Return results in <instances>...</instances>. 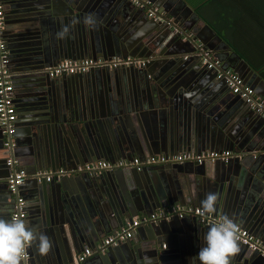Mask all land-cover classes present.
Returning <instances> with one entry per match:
<instances>
[{
    "label": "water",
    "instance_id": "95a60500",
    "mask_svg": "<svg viewBox=\"0 0 264 264\" xmlns=\"http://www.w3.org/2000/svg\"><path fill=\"white\" fill-rule=\"evenodd\" d=\"M151 1V6L136 8L128 0H3L5 6L2 36L7 43L10 55L9 66L14 73L11 76L13 91L17 92L22 85L30 89L34 81L41 77L42 72L47 74L46 68L55 66L56 62L63 59L79 60L112 55L123 57L140 55L141 57V53H146L143 55L144 66L116 69L132 70L136 72L137 76L142 75L146 88L150 89L151 87L152 89V95H147V100H155V107L164 112L168 111L170 115V140L167 141L164 148L148 152V150L138 149L135 141L137 136L140 140L146 137L151 142L153 135L148 130L145 133L136 134L126 124L125 118L121 117L112 119L107 129H101L99 121L86 120L79 116L75 104L76 93L70 90V95H68L65 90L62 91L57 86L60 80V82L70 85V89L72 87L74 91L79 90L78 83L88 85L98 79L91 73L92 70L82 75L60 76L61 79L52 80L53 85L49 83L48 86L46 83L45 90L40 92L31 90L26 104L17 106V123L12 135L14 147L11 153L3 146L4 138L0 132V182H3L6 177L8 178L14 169L6 164L7 159L12 156L17 161V167L26 173V178L18 187L17 192L26 187L28 181H32L31 196L38 199L40 205L45 203L48 198L55 200L48 204L49 209L48 207L44 208L43 219L32 221V228L45 233L50 242L57 239L59 233L62 232V223H65L70 230V237L75 247L88 245L94 248L98 234L114 232L122 227L126 220H132L139 215H150L155 209L177 204L178 202L172 196L175 195L174 193L165 191L163 194H158L152 184L160 174L161 178L167 175L179 177L184 171L193 172L201 177L208 176L218 182L229 180L227 178L231 174V183L240 193L237 206L231 211L223 207L219 210L217 207L214 214H219V216L227 214L237 224L249 227V229L254 226L253 218L258 206L255 207L254 199L246 196V193L248 187L252 188V186L260 191L264 185V177H262L263 181L257 182L258 185L251 181V178L246 179L243 175L244 169L237 165L236 167L233 163L235 161L240 163L235 158L226 162L168 164L164 165L161 171H152L150 168L140 171L113 170L97 176L75 173L70 177H54L49 183L44 179L37 181L34 178L37 172L66 170L98 160L112 161L119 158L129 160L135 156L141 157L159 152L171 154L192 150L199 152L201 150L241 151L245 149V153L256 151L252 157L256 159L255 157L258 155V162L264 160V117L259 114L252 117L255 111L250 107V113H247L248 117L245 118V130L239 129V124L234 126L233 123H227L224 126L225 135L221 137L210 129L209 121L218 122L213 113L218 111L222 104L228 100L226 91L229 88L225 79L217 77L220 69L208 68V64H211L212 59L225 61L226 66L225 68L221 67L222 69L231 68L238 76L246 79L245 82L253 78L255 87L258 85L257 90L264 88V81L236 53H229L228 51L231 49L185 3H182L183 9H176V14L169 12L174 20L163 18L156 21L147 17L148 11L157 9V15L162 11L168 12V7L163 4L162 0ZM128 12H133L135 21L127 19ZM16 14L18 15L15 18L13 15ZM89 14L95 20L93 25L84 23V17ZM184 21H186L185 24H182ZM12 24L14 25L13 29L18 31L16 36H12L8 32V26ZM195 24L208 31L219 44L214 46L210 40L202 38L195 30L197 29ZM50 25L55 28L56 32V37L51 39L53 43L50 47L56 61L55 65L48 62L49 54L46 46L39 48L38 42L23 44L26 36L38 39L37 35L41 36V31L42 37L45 39ZM65 27L68 28V31L61 38L58 33ZM164 28L167 30L166 38L162 37ZM173 29L175 30L174 34L172 33ZM188 30L192 31L186 33ZM143 32L149 33L144 34ZM189 34L191 37H188ZM194 34L195 36H193ZM166 43L170 45V49L164 54L160 51L162 45ZM197 43H201L203 47L198 48ZM207 49L213 51L212 54L210 53V57L204 54ZM221 50H225L226 53ZM184 56L186 58L182 60ZM15 63L20 64V69L12 70V65ZM188 67L198 70L196 73L190 74L187 80L186 76L182 79L186 80L183 84L185 88L188 83L189 85L192 83L191 90H188L189 93H182L178 90V93H174L175 88L182 86L178 82L181 69L185 70ZM152 69L159 71L158 77L152 75ZM170 70H175L176 73L174 74L172 71L173 74H169ZM104 75L106 79H110L108 73ZM148 75L150 77L145 79L144 76L148 77ZM143 104L144 100L140 107ZM120 105L122 107L120 114L125 115V109L121 102ZM25 108L31 113L28 120V117L23 115V112L26 111ZM131 111H135V108H131ZM191 117H193L192 120H190ZM174 122L177 123L174 125ZM192 125L195 127L191 128ZM213 125L214 123H212ZM22 145L25 146L24 149L20 147ZM152 168L158 167L153 166ZM262 169L264 170V167ZM81 179L89 181L82 183L83 181H78ZM93 179L94 181H92ZM74 182L75 186L79 187V192L84 184L83 192L91 194L93 200L86 210L92 219L95 216L99 219L100 227L103 230L95 226L94 229L88 227L87 232L81 216L78 215L79 202L73 187ZM8 193L11 194L9 190ZM7 196L9 197H2L0 200L10 202L15 199L13 194ZM94 197L97 198V201ZM102 200L103 202H101ZM106 201L111 212L105 208ZM101 206L104 211L100 209ZM0 210H2L0 218L6 219L8 210L4 206ZM35 214L33 213L32 216L35 217ZM171 219L161 220L157 222V225L142 224L136 228L134 234L137 235L141 234V229L145 231L147 229L146 232L151 236L149 242L136 247L133 243V234L132 241L129 239L117 247H108L105 249L104 255H102L103 252L93 251L90 260L99 259L102 261L105 258L108 264H116L117 259L122 264L124 259H120V256L123 254L128 264H170V251L166 247L162 248V243L169 231H178L173 223H169L172 221ZM192 220L193 231L200 230L204 233L207 230V226L200 224L195 218ZM239 246V251L232 257L238 264H264V257L259 253L251 251L241 244ZM51 247L54 249L50 248L46 255L39 254L40 258H37L35 244L32 245L31 249L34 254L29 255L27 264L72 263L69 253H62L58 246L51 245ZM76 251L78 252L77 249ZM128 259L131 260V263Z\"/></svg>",
    "mask_w": 264,
    "mask_h": 264
},
{
    "label": "crops",
    "instance_id": "0c3cea01",
    "mask_svg": "<svg viewBox=\"0 0 264 264\" xmlns=\"http://www.w3.org/2000/svg\"><path fill=\"white\" fill-rule=\"evenodd\" d=\"M1 1H2V5H3V10H4L5 5H4L3 0H1ZM150 1L151 0H148L149 6H151ZM151 2H153V0ZM162 2L164 5H166L168 7V12L162 11L160 15H162L163 18H167L170 21H172V20H174V18L171 16L170 13L176 14V9L178 10L179 8L183 7L182 3H185L191 9H193V12H195L198 15V13L196 12V6L201 4L203 2V0H162ZM216 2H217L216 3L217 5L219 4V5H222L223 7L226 6V8L230 9V10H233L234 7L239 8L242 12V17L239 18L240 23L243 24V27L245 29L251 28L255 37H257V34H258L257 30L260 31L261 34H259V36L262 37L261 38L262 39V47L264 48V0H252V1L251 0H216ZM256 4L259 6V8L256 7ZM17 15L18 14L13 15V16H15V18H16ZM204 15L211 17V14L205 13ZM179 16L181 17V15H179ZM126 17H127V19H130L129 21H131V20L135 21V19L133 17V12H128ZM198 17L202 21H204V23L206 25L209 26L207 21L204 20L200 15H198ZM206 19H207V17H206ZM185 22L186 21H184V23H182V24H185ZM194 26L197 27V29H195V30H197V32L200 34V36H202V38H205L208 41L210 40L212 42L211 44H213L214 46L219 44L215 40V38L211 37V35L209 34L208 31L203 30L202 27H199L197 24H195ZM8 27H9L8 28L9 34L12 36H16L15 34L18 31H15L13 29L14 25L12 24ZM210 29H212V28L210 27ZM174 31L175 30L173 29L172 30L173 34L175 33ZM191 31L192 30H190V31L188 30V31H186V33H189ZM212 31L215 35H217V33L213 29H212ZM166 32H167V30L164 28L162 30V33L164 36H162V37L166 38V36H167V35H165ZM143 33L147 34L149 32H143ZM153 33H155V32H153ZM168 33H169V31H168ZM193 36H195V34ZM37 37H38V39L36 37L30 38V37L26 36L25 39L23 40L24 41L23 44L24 43L30 44L31 42H38L39 48H44L46 46V48L48 49L47 52L49 54L48 55V62H52L55 65L56 61H55V58H53V56H52V49H50V47L53 43V42H51V39L56 37L55 28L54 27L52 28L50 25L49 30H48V34L46 35L45 39L42 37V31H41V36L37 35ZM172 37H173V35H172ZM223 42L231 49L230 51H228L229 53L230 52L236 53L235 51L232 50V48L225 41H223ZM5 43H6V41H5ZM6 47H7V43H6ZM169 49H170V45L168 43H166L165 45H162V49L160 52H163L165 54L169 51ZM221 51L226 53L225 50H221ZM207 52L209 53V55H210V53L211 54L213 53V51H211L210 49H207ZM141 54H142L141 57H140V55L139 56H129L128 55L125 57L112 55V56H105V57L97 56L96 58H85V59H100V58L110 59L112 57L124 59V58L130 57V58H136V59L143 60L144 59L143 55L146 53H141ZM185 58H186V56H184L182 58V60H185ZM240 58L242 60H244L242 57H240ZM63 60H68V59H63ZM79 60H82V59H79ZM9 61H10V59H9ZM218 62H219V65L221 67L224 66L223 68H225V66H226L225 61H218ZM56 64H57V62H56ZM248 66H249V64H248ZM16 68L20 69L19 63H15V65H12V70L16 69ZM149 68L151 69L152 67L150 66ZM126 69H130V68H126ZM227 69L232 70L231 68H227ZM123 71H124V69H116V70H114V69L113 70L93 69L91 73L94 74V77H98V79H96L91 84L89 83L88 85H83L81 83H78L79 90H75V91L72 87L70 89V85H67V84L60 82L59 79H61V77L49 78L47 74L42 72L41 77H38L34 81V84L31 85L30 89L29 88L27 89L26 87H24L22 85V87L17 92L13 91V103H14L15 108H16L15 125L17 123V106L26 104V102L29 99V95H31L30 92H32V91L40 92L42 90H45V86H47L49 83H50V85H53V83H51V82H52V80L55 79L56 81L59 80L57 83V86L60 87L62 89V91L65 90L66 94L70 95V90L73 91V93H76L75 95H77V97L75 100V104L77 105L76 108L79 112V116L80 117L82 116V119H86V120L93 119L95 122L99 121L100 126H101L100 128L101 129H104V128L107 129L109 124L112 122L111 121L112 119H116V118H120V117L125 118L124 120L127 122L126 124L129 125L136 134H139L140 132L145 133V131L148 130V132H150L151 135H153V139L151 140V142L146 137H144L143 140H140L139 137L136 136L135 141H136V145H137L138 149L148 150V152H150V150H153V152H154L155 150H159V148H164L167 141L170 140V136H171L170 135L171 127H170V118H169L170 115H169L168 111L164 112L162 109L156 108L155 107V105H156L155 100H151V99H150V101L147 100V95H152V89H151V87H150V89L146 88L145 83H144V78L142 75L137 76L136 72H133L132 70H125L124 72ZM172 71L174 72V74L176 73L175 70H172ZM172 71L170 70L169 74H173ZM197 71L198 70H195V68H190V67H188L185 70L181 69V71L178 75V82H180V84L182 86H179L177 89L175 88L173 90V92L178 93L177 92V90H178L180 92L182 91V93L183 92L189 93L188 90H191V87H192L191 84L192 83L190 85L188 83L186 88L183 87V84L190 77L189 76L190 74L192 75V74H194V72L196 73ZM9 72H10L11 76L14 74L11 71V66H9ZM100 72H102L104 74L108 73V75L110 76V79L109 78L106 79L105 75L101 74ZM151 72H152V75L154 77L155 76L158 77V73H159L158 70L152 69ZM78 75H82V74H78ZM185 76L187 78H185L186 80L183 81L182 79ZM144 77L146 79V78H149L150 76L148 75V77L147 76H144ZM180 78H181V80H180ZM240 78L243 80V83L247 87L252 89L255 98L263 100V102H264V88L257 90L258 85H256V87H255V84L253 83L254 82L253 78L248 82H245L246 79L244 80L242 77H240ZM46 83H47V85H45ZM226 95L228 96V100H226L222 104V106L220 107V109L218 111L213 113L214 116L217 117L218 122L209 121L210 129H212V131H214L213 133H216L217 135H220L221 137H223L225 135L224 126L227 123H231V124L233 123L234 126H235V124H239V129L245 130V126H244L245 118L248 117L247 113H250L249 106L239 96L232 94V92L230 90L226 91ZM142 100H144V104L142 107H140ZM120 102L124 106L125 115L120 114V111L122 108L120 105ZM131 108H135V111H131ZM225 108H227V109H225ZM25 109H26V111L23 112V115L27 116L28 117L27 120H28L31 116V113L28 111L27 108H25ZM128 110H130V111H128ZM258 114L259 113L254 112L252 117L258 116ZM259 115H262V117H264V111L262 114H259ZM249 117H251V116H249ZM192 119H193V117L190 118V120H192ZM252 119H254V118H252ZM206 122H208V121H206ZM176 123L177 122H174V125ZM191 123H194V122L191 121ZM212 123H214L213 126H212ZM216 123H218V124H216ZM221 125H223V127H221ZM193 127H195V125L191 126V128H193ZM20 147H22L23 149L25 148L24 145H22ZM1 149H2V147H1ZM244 150L245 149H243L241 151L240 150L231 151L235 154L242 156V158L239 160L240 163H238L236 161L233 163H235V166L237 165L238 167L240 166L241 168L244 169L243 175L245 176L246 179L251 178L250 180L257 184V182L263 181L262 177H264V170L262 169V167H264V160H261L258 162V160H257L258 155H256L257 156V157H255L256 159H254L252 157V154H256V151H251L249 153H245ZM221 151H230V150H228V149H225V150H220V149H218V150H201L199 152L192 150V151H185V152L207 153V152H221ZM180 153H184V152L171 153V154L159 152L158 154L157 153L147 154V155L141 156V157L135 156V157H132L131 159H133V158L145 159L147 157L156 156V155L170 156V155H176V154H180ZM117 160H122V159L119 158V159H114L112 161H117ZM105 161H107V160H105ZM206 165H212V164H206ZM244 165H246V166H244ZM78 166H81V165H77V167ZM155 167H158V168H152V167H149V168L152 171H155V170L161 171V169H163V166H155ZM160 167H162V168H160ZM187 167H190V166H187ZM74 169L75 168H70V169H66V170H74ZM239 173H240V171H239ZM73 174H75V173H73ZM6 178L4 179L3 182H0V198L9 197L7 195H12V194L8 193V189L6 186ZM162 178H161V174L159 176H157L154 179V183L152 184V187L154 190L155 189L157 190L158 194H163V193H165V191H168L170 193H174L175 195H172V194L171 195L174 196L175 201H177L178 203L175 205H171V206H180V207H185V208H196V209L203 210V208L200 205V201L209 192H215L218 195V206L217 207L219 210H221L222 207L228 208L229 211L234 210V208L237 206V202L239 200L238 195H240V193L237 191L235 185H233L231 183V179H232L231 174L229 175V178H227L229 180H227L225 182L215 181V179L210 178L208 176L201 177L199 175H196L193 172H188V171L182 172L179 175V177H173V176L167 175L163 179ZM78 181H81V182L83 181L82 183H87L89 180H82L81 179ZM92 181H94V179ZM32 183H33L32 181H28V184L26 185V187H24L23 189L18 191V197H20L24 201V204H25L24 205V211L26 214V218L24 220H25L27 226H29L31 228L33 227L32 221H37L39 219H43L44 218V216H43L44 208L48 207V209H49L48 204L53 202V201L55 202V200H49V198H48L47 200H45V203L40 205L39 200L36 199L34 196H31V192L33 189ZM73 187L75 189L76 198L78 199V202H79L78 208H77L78 209V215L81 216L82 222L86 226L87 232H88V227H90L91 229H94L95 226H98V228L101 229L100 224H99V222H100L99 219L96 216L93 217V219H92L86 210V207L87 206L89 207V205L92 203V200H93V198L90 196L91 194L90 193L87 194L86 192H83V189L85 187L84 184H83V188L80 189V192H79V187L75 186V182L73 184ZM263 187H264V185H263ZM263 187L260 188L261 189L260 191H257L256 189H254V186H252V188L248 187V192L246 193V196L252 197V199H254V201L256 202V203L253 202L255 207L258 206V210L255 213L256 215L253 218V220H254L253 225L254 226L252 225L253 227H250V229H249V227H244L241 224H237V225H239V226L243 227L245 230H247L254 238L258 239L262 243V245L264 246V188ZM153 194H154V192H153ZM12 197H14V196H12ZM94 199H95V201H97L96 197H94ZM101 202H103V200ZM101 202H100V204H101ZM194 202H195V204H194ZM15 204H16V197L13 201H10V202H3L2 200H0V208L2 206H4V208H6L8 210V212H6L8 214L6 219H10L11 214L15 210ZM105 204H106L105 205L106 210L108 209V211L111 212L110 206L108 205L107 201ZM171 206H167V207H171ZM167 207H160L158 209H155L152 213H154L155 211L167 208ZM41 208H42V211H41ZM100 209L104 211L102 206ZM1 211L2 210H0V212ZM37 212H38V215H37ZM33 213H36L35 217L32 216ZM210 214H212L213 216H215L217 218L220 217L219 214H214V213H210ZM140 216H143V215H139L138 217H140ZM174 219L175 218H172L171 222H169V221H167V222L173 223L175 229H178V231L177 232L169 231V233L165 237L166 239H165L164 243H162L163 244L162 248L166 247L170 251V253H169L170 258H171L170 264H188V257L194 256L198 250L199 245L203 243V232H200V230H196V231L192 230V227H193L192 218H184V219H178V220H177V218L175 220ZM155 225H157V223ZM163 225H166V223H163ZM61 228H62V232L59 233L57 239L51 240V245H55L56 247L58 246L59 248H61L62 253H69L70 261L72 262L71 264H77V263L80 264L78 261V257L80 255V253L85 248H88L92 251H95L97 245L100 243L102 238H104L107 235H113L114 233L121 231L123 226L118 228L114 232H109L107 234L102 232L101 234H98L97 235L98 240L95 243L94 248L90 247L88 245H83V246L79 245V247L78 246L75 247L73 245L71 237H70L71 234H70L69 228L66 226L65 223H62ZM101 230H103V229H101ZM140 231H142V232H140L141 234H139V235L134 234V236H133L134 240L130 239V241H132V240L134 241L133 243H135L134 246H136V247L143 244V243L149 242V237H151L146 232L147 229H146V231L142 230V229ZM51 248L54 249L53 247H51ZM76 249L78 250V252L76 251ZM27 252H28V255L34 254L33 249H31V247H29L27 249ZM104 252L102 253V255H104ZM36 256H37V258H40L38 253ZM29 257L30 256H28V259H29ZM120 259H124V260H122V264H128L127 261L125 260V257L123 256V254H121ZM128 261H129V263H131V260L128 259ZM116 262H117L116 264H120L117 259H116ZM82 264H108V262L105 258H104V260L99 261V259H91L90 260V257H89ZM230 264H238V262L231 259Z\"/></svg>",
    "mask_w": 264,
    "mask_h": 264
},
{
    "label": "built area",
    "instance_id": "2783aa9c",
    "mask_svg": "<svg viewBox=\"0 0 264 264\" xmlns=\"http://www.w3.org/2000/svg\"><path fill=\"white\" fill-rule=\"evenodd\" d=\"M135 7L144 8L149 5L148 0H128ZM157 9L148 11L147 17L153 18L156 21L163 19L162 15L157 14ZM4 28V10L2 1L0 0V132L4 138L3 145L11 153L14 143L12 135L15 131L16 122V108L13 103V84L9 72V51L6 47L5 40L2 36ZM188 37H191L189 34ZM198 48H202L201 43H197ZM204 54L210 57L209 53L204 51ZM145 61L136 58H116L110 59H82V60H62L55 66L46 68L49 78H56L64 75L84 74L93 69H109L113 70L119 67H142ZM220 69L217 77L223 78L232 94L239 96L252 110L256 113L262 114L264 111V102L255 98L252 89L247 87L243 80L232 70L222 69L216 59H212L208 68ZM240 160L241 155L235 154L231 151L221 152H207V153H193L184 152L176 155H156L150 156L145 159H122L117 161L98 160L84 165L78 166L75 170H58L55 172H37L34 178L37 181L44 179L47 183L51 182L54 177L60 178L62 176H70L73 173L87 174L89 176H97L105 172L113 170H126L133 169L140 171L144 168L153 166H164L168 164H203L206 162L222 161L226 162L230 159ZM6 164L12 167L7 180L6 186L11 194L16 197L15 210L11 214L10 219L19 217L25 219L26 214L24 211V201L18 197L17 189L26 178L24 170L17 167V161L10 156ZM173 217L178 219L195 218L200 224L208 226L210 223L217 221L219 218L210 213H205L204 210L196 208H185L180 206L167 207L150 215H143L135 217L132 220H126L121 231L113 235H107L101 239L97 245L95 252L102 253L108 247H117L132 238L136 228L142 224H156L161 220H169ZM238 243L246 246L249 250L257 252L260 256L264 257V246L262 243L254 238L247 230L238 225ZM94 252L85 248L79 255L78 261L82 264ZM28 252L25 259H28ZM23 264V262H22Z\"/></svg>",
    "mask_w": 264,
    "mask_h": 264
},
{
    "label": "clouds",
    "instance_id": "9594fccd",
    "mask_svg": "<svg viewBox=\"0 0 264 264\" xmlns=\"http://www.w3.org/2000/svg\"><path fill=\"white\" fill-rule=\"evenodd\" d=\"M84 23H95L91 14L84 17ZM68 28L65 27L58 35L63 38ZM205 213H215L218 206V195L209 192L200 201ZM238 225L227 214L210 223L203 233V243L199 245L194 256L188 257V264H230L232 257L239 251ZM35 243L36 251L46 255L51 248L48 236L27 226L24 219L0 218V264H27V249Z\"/></svg>",
    "mask_w": 264,
    "mask_h": 264
},
{
    "label": "trees",
    "instance_id": "16d2710c",
    "mask_svg": "<svg viewBox=\"0 0 264 264\" xmlns=\"http://www.w3.org/2000/svg\"><path fill=\"white\" fill-rule=\"evenodd\" d=\"M216 3V0H203L196 6V12L207 21L221 40L242 57L264 81V48L262 47V37L259 36L260 31L257 30L258 34L255 37L251 28L243 27L239 21V18L242 17L239 8L234 7L233 10H230L226 6L223 7ZM256 7L259 8L257 4ZM205 13L211 14V17L205 16Z\"/></svg>",
    "mask_w": 264,
    "mask_h": 264
},
{
    "label": "flooded vegetation",
    "instance_id": "af4514ba",
    "mask_svg": "<svg viewBox=\"0 0 264 264\" xmlns=\"http://www.w3.org/2000/svg\"><path fill=\"white\" fill-rule=\"evenodd\" d=\"M75 75V74H74ZM76 75H78V74H76ZM65 76V75H64Z\"/></svg>",
    "mask_w": 264,
    "mask_h": 264
}]
</instances>
